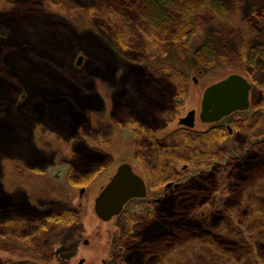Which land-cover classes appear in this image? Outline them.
Wrapping results in <instances>:
<instances>
[{"label": "rangeland", "instance_id": "1", "mask_svg": "<svg viewBox=\"0 0 264 264\" xmlns=\"http://www.w3.org/2000/svg\"><path fill=\"white\" fill-rule=\"evenodd\" d=\"M52 1L53 4L48 0H0V182L4 197L14 193L24 201L37 205L42 202L41 198L67 199L73 190L67 176L69 166L78 164L88 167L93 157H84V153L94 148L108 152L111 158L104 163L108 164L107 169L97 176L94 184L87 186V203L92 205L100 188L108 183L120 164L129 162L140 170L134 158L133 131L119 125V122L128 118L139 119L141 124L159 130V137L177 130L178 121L166 127L161 114L173 110L177 101L184 103L180 117L186 116L190 110L199 114L203 92L208 86L232 73L246 75L228 67V63L234 64L241 58L238 53L243 43L250 48L248 68L258 81L264 82V0H225L230 9L239 10L250 21L253 33L240 26L238 19L234 30L235 26L229 27L206 14L199 17L203 26L200 46L204 43L212 46L218 55L212 64L202 63L201 49L190 51L171 43H165L168 55L158 54L155 59H142L145 58L146 51L143 49L146 45L138 32L128 45L123 46L117 39L114 26L111 27L103 18L88 19L87 10L90 8H119L134 20L135 25H131L134 30L144 24L138 17V7H142L140 0ZM79 57H83L80 65L77 63ZM167 65L188 76L189 96L186 101L175 96L172 84L162 74L154 75V68ZM194 78L197 83L193 82ZM256 95L254 88L251 97ZM263 113V110L253 112L249 109L242 117L251 126ZM229 122L225 119L219 125L226 126ZM211 125L198 120L195 129L206 131ZM246 138L240 136L239 139ZM222 149L225 154L220 161L222 166L245 153V149L239 146L235 131L228 135ZM74 156H78L76 163L72 159ZM44 160L47 164L41 169L42 174L25 168ZM179 166L182 180L198 172L196 168L182 170L184 166ZM260 171L258 168L255 174ZM245 175V179L252 180ZM226 176L221 174L222 187L212 202L194 211L193 219L199 224L202 222L200 217L223 207L230 183ZM75 190L73 192L78 195ZM161 193L162 190L149 191L152 198L159 197ZM241 193H237L238 199L239 196L241 199L245 197ZM181 207L187 208V204L182 206L178 201L166 206L168 214L177 220V226H174L176 241L182 239L180 246L179 241L178 245L173 243L174 249L183 254L189 248L193 260H196L194 264H208L206 259L197 260L202 251L211 255L205 244L210 242L222 251L233 239H219L217 234H211L209 230L213 231V223L190 227V223L183 222L184 218H189L188 211L181 210ZM153 210L148 200H132L109 225H115L124 214L150 213ZM181 221L185 228H180ZM51 232L54 233L53 230ZM66 233L71 235L70 231ZM44 235L42 232L35 238L37 247ZM188 241H193L195 246L190 243L191 247L183 248V243ZM150 246L160 256V262L171 258L167 253L164 255L163 252L168 249L162 244L150 243ZM35 248L30 242L4 239L0 241V257L46 263ZM94 251L97 252V249ZM49 264H62V261L54 260Z\"/></svg>", "mask_w": 264, "mask_h": 264}, {"label": "trees", "instance_id": "2", "mask_svg": "<svg viewBox=\"0 0 264 264\" xmlns=\"http://www.w3.org/2000/svg\"><path fill=\"white\" fill-rule=\"evenodd\" d=\"M48 1L53 4L52 0ZM140 2H142V7H138L140 8L138 17L144 21V24L142 23L134 30L131 26L135 25L132 22L134 20H131L130 15L119 8H90L87 10L88 19L90 21L95 18H103L111 27L114 26L117 39L123 46L128 45L129 40L138 32L143 36V43L146 45L143 49L146 51L145 58H141L149 60L155 59L154 57L158 54L168 55L165 43H171L190 51L194 48L196 51L201 49L202 63H215L218 55L213 47L205 43L200 46L199 43L200 37L203 36V26L199 22L200 16L208 15L217 22L226 23L229 27L235 26L232 28L234 30H236L235 21L238 19L240 26H244L248 32L253 33L250 21L244 18L239 10L230 9L225 4V0H140ZM249 50V46L243 43L238 53L241 58L234 64L229 65L228 63V67L231 71L246 73L245 76L253 84V90L254 88L257 90V95L251 98L250 110L253 112L263 110L264 112V82L258 81L247 66ZM154 70L155 76H158L157 73L162 74L172 84L178 99L184 101L188 99L189 78L185 73L169 65L154 68ZM183 111V101H177L173 110L163 112L161 118L166 122L165 126L173 125L175 121L181 118ZM242 114L236 113L231 125L237 135L239 146L245 149V153L242 157L231 159L233 163L230 165V161L225 166H222L220 162L225 156L222 148L228 137L227 129L224 127L214 126L207 131L180 128L161 139L158 137L159 130L156 131L141 124L139 119L128 118L124 122H119V125L133 131L134 158L140 169L146 173L152 189L163 188L169 182L182 179V172L179 171L180 164L198 169L195 175L180 181L178 189L166 190L167 195L163 196L160 201H151L153 212L124 214L125 231L121 242L123 253L120 264L196 263L189 248H187V252L183 251V254H179L174 249L173 243L178 245L177 241H179L180 246L182 239L176 241L177 234L174 226H177V220L175 216L168 214L166 206L178 201L181 202L182 206L187 204V208L181 207V210L187 209V215H189V218H184L183 222L190 223V227L199 224L193 219L196 214L194 211L198 210L197 207L209 205L215 197L214 195L219 193L218 190L222 187L221 174L223 173L227 174L226 178L230 181L223 207L210 212L207 214L208 216L200 217L202 222L199 225L213 223V231L209 230L211 234H217L219 239L231 237L233 241L230 239L227 248H222V251L217 250L210 242H207L205 248L210 249L211 255H207L208 251H202L197 260L206 259L208 264H264V113L251 126L248 125L247 119L238 120ZM240 136L242 138L247 136V138L240 140ZM79 153L82 154V151L80 150ZM88 156L93 158L88 167L85 166L87 168L78 164L71 165L69 180L75 186H89L96 176L107 169L108 164L104 165V163L111 158L110 154L94 148L85 151L84 157ZM76 158L78 156L72 158L75 163ZM46 164V161L33 163L31 169L34 173H40V170L35 167L43 168ZM258 168L261 171L255 174ZM251 169L254 171L250 172ZM1 173L0 166V177ZM245 173L252 180L245 179ZM247 180L249 181L247 182ZM2 186L3 184L0 182V199L2 202L0 204V221L3 214L10 212L3 213L4 198L10 202L8 209L13 210L15 204L13 201L16 200L17 202L16 194L3 196ZM239 191L246 199L245 197L241 199L240 196L239 199L237 198ZM64 208H66L65 211L57 218L61 219V217L73 213L68 207ZM74 217L73 215L71 219ZM183 222L179 223L180 228H185L186 225ZM191 232L192 229H190V234ZM155 235L156 237L153 238ZM189 238L192 240L191 237ZM57 239L47 236L45 243L47 246L49 244L54 245ZM150 243H159L165 246L168 250L163 253L164 255L167 253L171 258L160 262L158 258L160 256L152 250ZM190 243L193 241L184 242L183 248L190 246ZM230 244L235 246H229ZM174 256L177 259H173Z\"/></svg>", "mask_w": 264, "mask_h": 264}, {"label": "flooded vegetation", "instance_id": "3", "mask_svg": "<svg viewBox=\"0 0 264 264\" xmlns=\"http://www.w3.org/2000/svg\"><path fill=\"white\" fill-rule=\"evenodd\" d=\"M252 92L253 89L251 91V95ZM244 112H236V113H244ZM236 113L223 119V120L228 119L230 121L229 124H227L226 126L219 125V123L223 121L222 120L217 124H212L208 130H210L214 126H220L227 129L228 135H232L234 133V129L232 128L231 123ZM181 118L177 120L178 129L185 128V129L197 131L195 129L196 125L194 128H187L181 125L179 123ZM238 120H244V118L241 116L238 117ZM197 123H198V114H196L195 124ZM203 124L208 125V123H203ZM230 128L232 130L231 132H230ZM165 136L159 137L158 135V137L161 139L164 138ZM25 168L26 170L33 172L31 167H25ZM35 168H38L40 170L39 174L43 173V171L41 170L42 168L38 166ZM71 168L72 166H69L67 176L69 183L73 186V190L72 192H69V196L67 197V199H64L63 201L56 200L53 198H49V199L41 198L42 202L37 205V204H33L28 200L24 201L22 197L17 195L18 204L17 202H15V204L13 205L14 209L12 210V209H8V205L10 204V202L4 198L3 213L8 211L10 212L3 214L2 220L0 221V241L4 239L12 238L14 240L17 241L19 240L21 242H30L31 246L36 247L35 250H38L40 255H42L41 257H43V259L46 261V263L44 264H49V262H53L54 260H60L62 261V264H120L123 253L121 242L123 240V234L125 231L123 219H119V221L115 225H111V224L109 225V223L116 217H114L112 220L107 222L101 220L96 215L94 210L95 199L99 194L95 197L94 201L91 203L93 205L92 208V205L87 203L89 198L88 196L89 192H87L88 187L80 186V185L75 186L69 180V172ZM75 168L78 169L77 167ZM186 169L187 166L185 165L182 170H186ZM143 173L144 175L142 173L141 174L145 177L147 182L148 196L144 199H132V200H148L149 204H151L150 203L151 201H157V202L160 201L163 196L167 195L166 190L178 189L180 186V181H182V179H180L175 182H169V183H173V185L169 188L166 187L167 185L166 184L163 188L152 189L150 187L146 173L144 171ZM96 178L97 176L93 179L92 182L93 184L95 183ZM176 184H179V186L175 187ZM104 186L100 188V192L102 191ZM74 189L77 190L78 195H76V192H73ZM159 190H162V193L159 197L152 198L149 195V191L158 192ZM127 204L125 205L124 209L126 208ZM64 207H68L69 209L72 210L73 213L71 215H65L64 217H61V219H63L61 220L57 217L65 211L66 208ZM9 213L12 215H9ZM73 215L75 217L71 219ZM51 230H53L54 233H52ZM67 231H70L71 235L66 233ZM42 232H44L45 235L42 236L41 243L39 244V247H37L38 244L35 238H37ZM30 234L31 236H29ZM47 236L48 238L49 237L58 238L56 244L54 245L49 244L47 246V244L45 243V238ZM95 249H97V252L94 251ZM22 263L37 264V262L35 261H27V260L15 261L14 259L9 257L6 259L0 257V264H22Z\"/></svg>", "mask_w": 264, "mask_h": 264}, {"label": "water", "instance_id": "4", "mask_svg": "<svg viewBox=\"0 0 264 264\" xmlns=\"http://www.w3.org/2000/svg\"><path fill=\"white\" fill-rule=\"evenodd\" d=\"M83 57H79L80 65ZM197 83V79L194 78ZM252 83L240 73H232L226 78L208 86L202 97L198 120L202 123L216 124L236 112L248 111L251 107ZM196 110H190L179 123L187 128H194ZM230 128V132H231ZM173 183H168L167 188ZM176 184L175 187H178ZM148 196L145 177L136 167L124 162L118 166L109 182L95 199L96 215L107 222L119 216L125 205L132 199H144Z\"/></svg>", "mask_w": 264, "mask_h": 264}]
</instances>
